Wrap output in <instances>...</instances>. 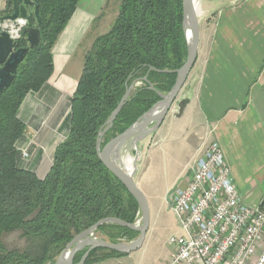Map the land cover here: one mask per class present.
I'll list each match as a JSON object with an SVG mask.
<instances>
[{
	"label": "trees",
	"instance_id": "trees-1",
	"mask_svg": "<svg viewBox=\"0 0 264 264\" xmlns=\"http://www.w3.org/2000/svg\"><path fill=\"white\" fill-rule=\"evenodd\" d=\"M80 1L38 0L41 44L29 50L0 97V264H55L76 236L99 221L117 218L135 224L140 218L137 200L99 158L97 140L129 86L141 83L102 148L159 102L158 92L168 94L175 85L176 71L188 55L183 0H122L112 27L94 40L84 58L71 100L69 133L57 147L49 173L39 179L19 166L17 142L26 131L19 110L26 96L40 91L53 75V46ZM26 47L23 35L18 48ZM16 233L24 244L10 248L4 238ZM97 233L111 243L138 237L113 224L100 226ZM86 250L75 256V263ZM123 255L94 249L85 264Z\"/></svg>",
	"mask_w": 264,
	"mask_h": 264
},
{
	"label": "crops",
	"instance_id": "crops-1",
	"mask_svg": "<svg viewBox=\"0 0 264 264\" xmlns=\"http://www.w3.org/2000/svg\"><path fill=\"white\" fill-rule=\"evenodd\" d=\"M7 3L0 0V13ZM197 5V58L178 98L189 102L182 114L177 102L159 130L139 145L134 179L149 204L145 242L137 251L94 264H164L171 258L176 248L169 239L184 231L174 219L158 216L152 197L156 172H177L185 187L212 143L220 145L242 200L264 210V0H197ZM97 8L93 1L79 2L53 46V75L40 91L26 96L19 110L26 126L17 142L19 166L39 179L47 176L68 136L71 100L90 50L85 38Z\"/></svg>",
	"mask_w": 264,
	"mask_h": 264
},
{
	"label": "water",
	"instance_id": "water-1",
	"mask_svg": "<svg viewBox=\"0 0 264 264\" xmlns=\"http://www.w3.org/2000/svg\"><path fill=\"white\" fill-rule=\"evenodd\" d=\"M5 14L0 15V22L16 21L24 19L27 25L23 29V35L28 41V47L18 48V41L11 38L10 34L0 32V97L11 86L15 79L17 69L20 63L25 59L29 50L37 49L41 44L42 20L39 12L38 0H8ZM197 0H183V28L187 39V59L185 64L176 71V83L168 94L158 92L161 100L157 102L148 112L142 115L135 124L130 126L122 134L112 139L104 148L102 143L107 132L113 127L114 121L118 114L130 98L135 87L140 84H132L128 87L125 95L119 105L111 114L109 119L102 127L97 140V152L105 166L126 186L129 192L134 196L140 206L141 219L135 224L127 223L117 218H106L88 230L76 236L63 250L57 258L55 264H85L89 253L94 249H106L119 253H131L142 248L146 234L150 226V210L148 200L135 182L137 173V162L140 158V143L154 134L163 124L166 116L178 102L179 94L183 88L197 58L199 47V19ZM167 73L168 71H161ZM147 82V78L143 79ZM151 89L154 86L149 84ZM187 99L178 102L179 114H182L187 103ZM128 143H131L136 154L134 156V170L129 172L124 164L123 156ZM124 165V167H123ZM106 224L119 225L130 230L136 231L138 237L132 241H121L111 243L106 239L96 236L100 226ZM87 249V250H86ZM86 250L78 263H75V256Z\"/></svg>",
	"mask_w": 264,
	"mask_h": 264
},
{
	"label": "built area",
	"instance_id": "built-area-1",
	"mask_svg": "<svg viewBox=\"0 0 264 264\" xmlns=\"http://www.w3.org/2000/svg\"><path fill=\"white\" fill-rule=\"evenodd\" d=\"M26 25L24 19L0 22V32L19 41ZM171 208L184 235L169 239L176 249L164 264H247L254 258L264 264V210L242 200L218 143L176 190Z\"/></svg>",
	"mask_w": 264,
	"mask_h": 264
},
{
	"label": "rangeland",
	"instance_id": "rangeland-1",
	"mask_svg": "<svg viewBox=\"0 0 264 264\" xmlns=\"http://www.w3.org/2000/svg\"><path fill=\"white\" fill-rule=\"evenodd\" d=\"M85 1H89V2L93 1L94 4L99 7L97 8V15L95 16V20L90 27L91 30L89 31V33L87 34L85 38L84 46H86V49H89L91 48L94 40L97 38L98 35L106 33L110 30L113 22L115 21L118 15L119 7L122 3V0H85ZM22 37H23V34H22ZM139 85L140 84H138V86ZM177 112L179 113L178 108H177ZM144 140L142 142H144ZM139 150L141 152L140 146H139ZM135 154L136 152L135 150H133L131 143H128L127 147L125 148L123 157L125 158L128 155H131L132 157H134ZM140 162H141V157L139 158L137 165H139ZM149 179L151 182V179H153V177L150 176ZM155 180H157V184H154L153 188H155V192H153L152 197L154 198V202L158 205V209H159L158 216L167 218L169 220L174 219V221L179 224V227H181L180 219L178 215L171 208V202H172L174 193L176 192L178 188L183 187L181 180L178 177V173L177 172L174 173L172 170H162L160 172H156ZM165 206L166 208H164ZM140 219H141V214H140V218L137 221H139ZM96 236L98 237L99 234L96 233ZM100 238H103V237H100ZM4 241L7 244V246H9L10 248L18 247L24 244V242L20 240L19 235L17 233L12 234V235H6L4 238Z\"/></svg>",
	"mask_w": 264,
	"mask_h": 264
},
{
	"label": "bare ground",
	"instance_id": "bare-ground-1",
	"mask_svg": "<svg viewBox=\"0 0 264 264\" xmlns=\"http://www.w3.org/2000/svg\"><path fill=\"white\" fill-rule=\"evenodd\" d=\"M198 12L200 13L199 8H198ZM124 164H125L126 169L129 172H133V170H134V157H132L131 155H128L127 157H125L124 158Z\"/></svg>",
	"mask_w": 264,
	"mask_h": 264
}]
</instances>
